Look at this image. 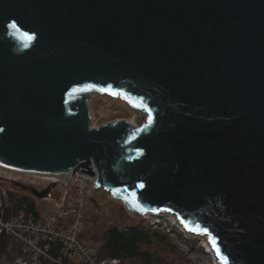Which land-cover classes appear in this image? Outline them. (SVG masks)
<instances>
[{
    "label": "water",
    "instance_id": "water-1",
    "mask_svg": "<svg viewBox=\"0 0 264 264\" xmlns=\"http://www.w3.org/2000/svg\"><path fill=\"white\" fill-rule=\"evenodd\" d=\"M92 91L145 123L92 127ZM0 168L93 175L264 264V0H0Z\"/></svg>",
    "mask_w": 264,
    "mask_h": 264
},
{
    "label": "rangeland",
    "instance_id": "rangeland-1",
    "mask_svg": "<svg viewBox=\"0 0 264 264\" xmlns=\"http://www.w3.org/2000/svg\"><path fill=\"white\" fill-rule=\"evenodd\" d=\"M89 100L91 126L94 128L116 120H125L130 123L140 120V126L145 123L147 114L130 106L121 97L92 91ZM4 170L0 168V181H2L0 185L7 193H15L18 196L33 199L37 207L43 209L45 213L52 210L51 205L53 200L61 195L59 188L51 194L50 200L52 202L50 200H47V202L46 200L34 198L28 191L24 190L21 186L13 185L12 181H9L7 178L21 177L20 181L43 188L49 185L51 181L35 178L30 175H17L10 173L11 171ZM22 185L27 186L25 184ZM83 211L85 229L89 231H99V229L107 227L108 225H115L119 228L138 226L143 230L158 233L160 238L165 239V243H161L155 238L151 246L147 248L150 253L154 254V264H214V258L210 253H207V249L204 248L200 237L195 236L193 233L183 231L181 226L179 228L171 221L168 222L163 217V215L168 213L136 215L129 212L121 201L115 200L109 193L101 189L94 192L92 197L85 199V208ZM18 252V245L10 241L7 254L0 259V264H12L11 262H13ZM126 264L142 263L139 261H129Z\"/></svg>",
    "mask_w": 264,
    "mask_h": 264
},
{
    "label": "built area",
    "instance_id": "built-area-1",
    "mask_svg": "<svg viewBox=\"0 0 264 264\" xmlns=\"http://www.w3.org/2000/svg\"><path fill=\"white\" fill-rule=\"evenodd\" d=\"M10 173L25 175L15 171ZM96 178L70 171L67 183L54 182L61 195L53 200L52 210L40 219L21 211L4 220L3 213H0V236L4 235L19 247V255L13 264H122L117 258H100L97 248L80 240L86 230L85 199L99 190ZM7 179L21 182V177ZM57 245L59 251L55 252Z\"/></svg>",
    "mask_w": 264,
    "mask_h": 264
},
{
    "label": "trees",
    "instance_id": "trees-1",
    "mask_svg": "<svg viewBox=\"0 0 264 264\" xmlns=\"http://www.w3.org/2000/svg\"><path fill=\"white\" fill-rule=\"evenodd\" d=\"M8 197L9 202L7 207L2 210L0 209V213H3L4 220H8L21 211L35 219L42 217L43 209L37 207L33 199L18 196L15 193H8ZM97 231L86 230L80 236V239L82 242L97 248L100 258H117L122 264H126L129 261H139L142 264H154V254L150 253L147 248L151 246L155 238L159 242L165 243V239L160 238L158 233L143 230L138 226L119 228L115 225H108ZM9 245V239L1 235L0 259L7 254ZM54 251H59L58 245Z\"/></svg>",
    "mask_w": 264,
    "mask_h": 264
},
{
    "label": "bare ground",
    "instance_id": "bare-ground-1",
    "mask_svg": "<svg viewBox=\"0 0 264 264\" xmlns=\"http://www.w3.org/2000/svg\"><path fill=\"white\" fill-rule=\"evenodd\" d=\"M89 101L88 100V104H89ZM90 106V104H89ZM137 120V119H136ZM129 122V121H128ZM140 120L139 121H135V122H129L133 127H139L140 126ZM19 174H22L20 172H18ZM25 175H30L32 177H35V178H40V179H43V180H47V181H51V182H65L67 183L68 182V173H52V174H30V173H24ZM163 213H167V212H163ZM163 217L169 221H171L174 225L178 226L180 228H182L183 231H185L181 225V223L179 222L178 218L176 217V215L172 214V213H168V214H165L163 215ZM189 232V231H187ZM192 233V232H190ZM195 235V234H194ZM195 236H199L201 241H202V244L207 248L208 252L212 255V257L214 258V264H221L217 258H216V255H215V252L213 250V247H212V243L210 242V240L207 238V236L205 235H195ZM59 259V258H58Z\"/></svg>",
    "mask_w": 264,
    "mask_h": 264
},
{
    "label": "flooded vegetation",
    "instance_id": "flooded-vegetation-1",
    "mask_svg": "<svg viewBox=\"0 0 264 264\" xmlns=\"http://www.w3.org/2000/svg\"><path fill=\"white\" fill-rule=\"evenodd\" d=\"M0 182H2V181H0ZM1 184V183H0ZM34 189L35 190H37V192L38 193H41V192H43L45 189L43 188V187H37V186H35L34 187ZM29 192V191H28ZM30 193V192H29ZM31 194V193H30ZM32 195V194H31ZM33 196V195H32ZM34 197V196H33ZM35 198V197H34Z\"/></svg>",
    "mask_w": 264,
    "mask_h": 264
},
{
    "label": "snow or ice",
    "instance_id": "snow-or-ice-1",
    "mask_svg": "<svg viewBox=\"0 0 264 264\" xmlns=\"http://www.w3.org/2000/svg\"><path fill=\"white\" fill-rule=\"evenodd\" d=\"M13 27H15V25H13ZM204 234H206V232Z\"/></svg>",
    "mask_w": 264,
    "mask_h": 264
}]
</instances>
